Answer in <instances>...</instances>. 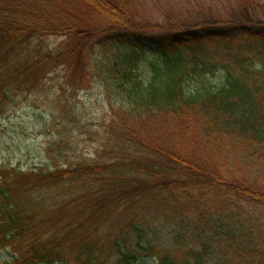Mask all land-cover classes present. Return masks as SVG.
<instances>
[{
	"label": "trees",
	"instance_id": "16d2710c",
	"mask_svg": "<svg viewBox=\"0 0 264 264\" xmlns=\"http://www.w3.org/2000/svg\"><path fill=\"white\" fill-rule=\"evenodd\" d=\"M132 7L0 0L1 97L78 65L121 102L92 162L0 165V250L14 264H264V5L165 32Z\"/></svg>",
	"mask_w": 264,
	"mask_h": 264
},
{
	"label": "rangeland",
	"instance_id": "374dc122",
	"mask_svg": "<svg viewBox=\"0 0 264 264\" xmlns=\"http://www.w3.org/2000/svg\"><path fill=\"white\" fill-rule=\"evenodd\" d=\"M127 1L134 14L154 24L152 30L158 32L199 23L249 20L248 16H254L241 14L239 7L264 5V0ZM60 39L48 37L45 47L55 49ZM209 78L215 86L223 82L221 72ZM195 85H199L197 81ZM31 86L16 85L7 97L0 96V165L31 171L75 166L97 158L112 128L111 103L119 107V96L114 93L110 101L104 82L78 65L68 70L59 67ZM15 259L10 248L0 250V264H14ZM137 264H157V260L141 259Z\"/></svg>",
	"mask_w": 264,
	"mask_h": 264
}]
</instances>
